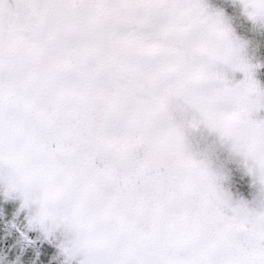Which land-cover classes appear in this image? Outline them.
Segmentation results:
<instances>
[{"label": "snow or ice", "instance_id": "snow-or-ice-1", "mask_svg": "<svg viewBox=\"0 0 264 264\" xmlns=\"http://www.w3.org/2000/svg\"><path fill=\"white\" fill-rule=\"evenodd\" d=\"M248 48L208 0H0V264H264Z\"/></svg>", "mask_w": 264, "mask_h": 264}, {"label": "rangeland", "instance_id": "rangeland-1", "mask_svg": "<svg viewBox=\"0 0 264 264\" xmlns=\"http://www.w3.org/2000/svg\"><path fill=\"white\" fill-rule=\"evenodd\" d=\"M208 3L214 8H222L226 11L227 15L232 20L236 34L249 43V58L253 59V62L264 63V30L253 28V26L240 15L239 9L230 4V0H208ZM234 79L236 81L242 79V74H235ZM256 79L261 85H264V68L257 70ZM201 148L205 151H213L212 141L209 140L205 144H202ZM10 223V218L8 220L0 219V234H3V231Z\"/></svg>", "mask_w": 264, "mask_h": 264}]
</instances>
